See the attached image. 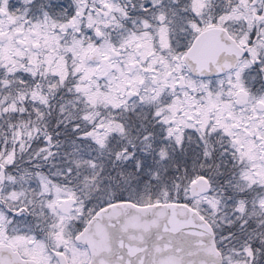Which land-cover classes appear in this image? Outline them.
Masks as SVG:
<instances>
[{"label":"snow or ice","instance_id":"1","mask_svg":"<svg viewBox=\"0 0 264 264\" xmlns=\"http://www.w3.org/2000/svg\"><path fill=\"white\" fill-rule=\"evenodd\" d=\"M0 264H264V0H0Z\"/></svg>","mask_w":264,"mask_h":264}]
</instances>
